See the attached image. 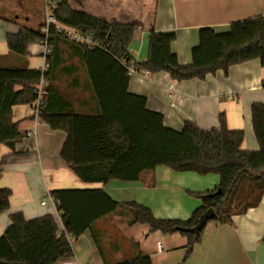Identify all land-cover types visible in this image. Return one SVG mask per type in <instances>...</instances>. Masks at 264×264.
Masks as SVG:
<instances>
[{
    "label": "crops",
    "instance_id": "1",
    "mask_svg": "<svg viewBox=\"0 0 264 264\" xmlns=\"http://www.w3.org/2000/svg\"><path fill=\"white\" fill-rule=\"evenodd\" d=\"M68 3L73 10L106 22L138 24L128 49L131 65L148 60L151 30L175 34L172 52L180 65L190 66L201 29L210 28L223 34L229 32L233 23L264 18V0H68ZM26 17L21 23L13 21L11 14L0 15V68L41 69L44 58L39 43L28 48L26 58L12 54L7 46V35L27 27ZM41 24L42 20L34 30ZM58 48L59 59L49 86L62 102L55 100L51 110L62 111L63 103H67L68 112L96 115L98 104L80 51L62 41ZM263 81L264 67L259 60H252L232 66L227 75L220 70L203 81L177 82L165 72L149 76L136 73L130 76L129 92L145 97L148 109L163 115L165 127L177 132L186 121L202 131L218 129L219 115L224 113L230 129L243 130V149L257 152L260 147L251 108L256 103L264 104ZM11 117L20 124L23 139L14 150L6 146L0 149V190L12 191L10 209L0 216V237L15 213H22L27 220L51 215L62 231L63 222L56 205L50 201L42 205L47 194L101 189L119 203L117 210L74 239L73 257L58 264H118L139 255L150 257L152 264H264V180L256 185L242 181L230 206L229 220L224 224L209 222L201 241L186 258V237L179 233H150L149 226L133 224L134 211L128 205L149 208L156 219L188 221L203 205L198 195L218 188V175L177 173L159 167L142 174L138 182L87 184L60 156L67 139L64 131H54L36 119L33 105L14 106ZM30 131L36 134L28 137ZM159 244L163 247L161 251Z\"/></svg>",
    "mask_w": 264,
    "mask_h": 264
},
{
    "label": "trees",
    "instance_id": "2",
    "mask_svg": "<svg viewBox=\"0 0 264 264\" xmlns=\"http://www.w3.org/2000/svg\"><path fill=\"white\" fill-rule=\"evenodd\" d=\"M57 2L52 12L60 23L91 36L103 46L89 48L70 44L80 51L99 111L96 115H77L66 110L67 103H63L62 111L51 110L55 100L62 102L49 86L59 59L58 44L64 41L54 37L50 41L54 50L49 59L51 67L44 75L47 87L40 120L52 130L67 134L60 156L87 184L138 182L142 174L159 167H168L177 173L218 175V188L198 195L203 205L188 221L156 219L149 208L128 205L134 211L133 224L149 226L150 233H179L186 237V258L190 257L202 233L197 236L179 229L195 227L200 216L211 208L216 212L213 221L226 223L239 184L248 180L256 185L264 180V104L256 103L251 108L252 125L260 147L257 152L243 149V130L230 129L224 113L219 115V128L210 132L189 121L180 132L167 128L164 116L150 111L145 97L129 92L128 65L132 58L128 49L138 24L106 22L73 10L68 0ZM148 37V60L137 64L138 70L152 74L165 72L177 82L203 81L220 70L227 75L232 66L252 60H259L264 67V18L233 23L229 32L223 34L210 28L201 29L190 66L180 65L172 52L175 34L151 30ZM43 39L40 27L37 30L21 27L16 34L7 35V46L12 54L26 58L28 48ZM41 76L40 70L26 67L0 68V149L6 146L14 150L22 141L20 124L12 121V108L34 104ZM218 190L222 194L210 198ZM11 197V190H0V216L10 209ZM53 197L63 230L51 215L33 220H27L22 213L11 215V224L0 237V264H58L72 258L71 240L78 239L119 206L101 189L59 191ZM118 264H152V261L148 256L139 255Z\"/></svg>",
    "mask_w": 264,
    "mask_h": 264
},
{
    "label": "built area",
    "instance_id": "3",
    "mask_svg": "<svg viewBox=\"0 0 264 264\" xmlns=\"http://www.w3.org/2000/svg\"><path fill=\"white\" fill-rule=\"evenodd\" d=\"M57 3V0H45V20L40 26V33H42L44 39L40 41L39 44L43 48L44 62L40 69L42 73L41 80L36 88L37 99L33 104V111L36 119H40L39 114L44 106V97L46 95L47 87V82L44 75L49 71L51 67L49 59L53 56L54 53L50 41L54 37H59L69 44L80 45L89 48H103L102 44L95 42L91 36L80 32L76 28L60 23L52 12L53 9L56 7ZM136 73H142L144 76L150 75L149 71L140 72L136 65H128L129 76L134 75ZM35 134V131H30L27 133V136L32 137ZM48 201H50V203H52L53 205H56L55 198L51 194H47L46 200L42 202V205L45 206ZM72 241L73 240H71V242ZM162 249V245L159 244L158 250L161 251Z\"/></svg>",
    "mask_w": 264,
    "mask_h": 264
},
{
    "label": "rangeland",
    "instance_id": "4",
    "mask_svg": "<svg viewBox=\"0 0 264 264\" xmlns=\"http://www.w3.org/2000/svg\"><path fill=\"white\" fill-rule=\"evenodd\" d=\"M9 14H11L13 21H19L21 23H24V19L27 16L26 18L29 21L26 24V28L34 30L40 20H42V24L45 20V0H0V15L7 16ZM238 193L236 192V197Z\"/></svg>",
    "mask_w": 264,
    "mask_h": 264
},
{
    "label": "water",
    "instance_id": "5",
    "mask_svg": "<svg viewBox=\"0 0 264 264\" xmlns=\"http://www.w3.org/2000/svg\"><path fill=\"white\" fill-rule=\"evenodd\" d=\"M222 194L221 190L210 195V198H214L220 196ZM216 218V212L214 209L207 210L204 214H202L198 220V223L195 227L189 229H179L180 232L192 234V235H200L206 228L207 224L213 221Z\"/></svg>",
    "mask_w": 264,
    "mask_h": 264
}]
</instances>
